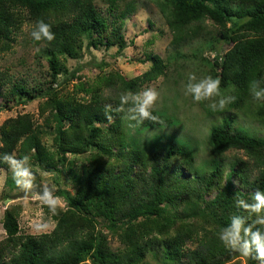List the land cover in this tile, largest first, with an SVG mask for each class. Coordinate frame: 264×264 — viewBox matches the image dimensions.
<instances>
[{"label":"trees","instance_id":"trees-1","mask_svg":"<svg viewBox=\"0 0 264 264\" xmlns=\"http://www.w3.org/2000/svg\"><path fill=\"white\" fill-rule=\"evenodd\" d=\"M97 0H0V52L9 50L15 33L24 22L44 21L55 34L52 41L41 40L39 53L45 57L48 85L27 87L14 82L7 93L15 103L45 98L41 114L48 110L55 122L54 143L57 162L64 164L67 154L88 153L89 163L72 176L74 195L63 196L65 209L57 207L49 233L21 234L19 210H4L0 241V264H226L242 256L223 246L218 233L233 214L248 223L255 219L240 208L238 200L252 203L256 190L264 191V138L254 136L235 124L231 110L264 125V101L250 95L249 85L259 81L264 87V0H161L159 11L173 33V41L204 37L205 21L214 26L215 43L227 46L208 59L209 76L221 82L220 91L230 90L235 101L218 115L219 125L209 131L211 166L207 174L195 167L191 145L174 140L154 143L150 149L127 141L123 120L125 111L120 96L139 92L147 83L164 76L166 62L157 54L146 57L150 67L141 75L126 79L118 71L98 74L95 79L78 82L75 88L89 94V100L76 98L63 88L53 87L65 72L63 58L76 59L86 48H126L119 27L133 12V3L119 9L118 0H105L111 11L119 10L120 25L108 22L96 8ZM204 28V29H203ZM209 41V40H208ZM70 78H80L73 71ZM0 74V92L5 85ZM60 85V84H59ZM56 88V89H55ZM116 92L113 104L106 103L104 89ZM156 121L145 120L140 130L168 127L173 116L152 108ZM45 131L30 116L9 118L0 126V155H28L46 171L51 156L42 146ZM242 152L247 159L227 162L228 151ZM225 165L229 166L226 172ZM6 172V163H0ZM58 171V170H57ZM237 182V184L235 183ZM6 184H11L6 178ZM213 195V197H211ZM206 197H211L206 199ZM115 235L119 247L109 246L107 234ZM250 264L257 260L249 256Z\"/></svg>","mask_w":264,"mask_h":264},{"label":"rangeland","instance_id":"rangeland-1","mask_svg":"<svg viewBox=\"0 0 264 264\" xmlns=\"http://www.w3.org/2000/svg\"><path fill=\"white\" fill-rule=\"evenodd\" d=\"M119 9L125 7V3H133L134 9L119 27L126 48L118 52L117 44L105 48L103 45L98 48H86V40H83L82 54L76 58L65 57L62 60L65 72L58 75L56 88H63L64 80H68L65 91L73 93L76 98L84 97L89 100V94L79 92L75 85L78 82H89L95 79L98 74L109 71H118L126 79H132L141 75L150 67V62L146 57L151 54L159 55L167 64L168 70L164 76L144 84L139 92L146 89H153L158 93V99L154 103V109L164 111L173 116L174 123L168 127L140 130L135 121L127 118L128 109L125 111L123 128L128 142L142 149H150L157 141L166 147V141L173 137L191 145L195 157V167L204 169L207 174L211 166L209 154V131L219 125V116H208L204 109L219 97H212L202 102H193L191 96L184 95V84L190 73H194L198 79L209 76L210 66L208 59H213L217 52L226 49L227 46L215 43V51L209 50V45L214 40L215 28L210 21H205L204 25L209 31H202L204 37L198 36L175 43L173 33L169 30L165 18L159 11L158 3L161 0H118ZM96 8L108 19V22L119 24V10L111 11L105 0H97ZM33 22H24L21 28L15 33V42L11 43L9 50L0 52V74L5 83L0 92V126L9 118L26 114L34 123L45 131L40 136L42 146L51 156L50 165L56 171H46L43 166L33 160L29 161L31 171L34 173L33 187L30 190L43 191L48 189L54 196L59 197V208L66 207L63 196L74 195V183L72 176L81 173L89 163L87 152L79 155L67 154L64 164L57 162L55 153L56 146L53 141L55 132V122L49 115L48 110L41 114L40 106L45 98L37 97L28 101L15 103L9 98L8 88L14 83L19 82L27 87H40L45 89L48 85V68L45 57L40 55L41 45H37L30 33L34 29ZM209 40V41H208ZM217 51V52H216ZM76 71L80 78H70L71 72ZM60 84V85H59ZM55 88V89H56ZM231 91L221 93L223 96H230ZM103 94L107 97L106 103L113 104L116 92L112 89H104ZM241 112V111H240ZM237 110H231L235 116L237 127L243 128L246 132L264 138V125L243 116ZM15 155H17L15 153ZM247 159L239 151L231 150L226 153L227 162L235 158ZM229 166L225 165L226 172ZM10 179L11 184H6V178ZM237 184V182L235 181ZM29 190V191H30ZM24 192L12 180L11 171L8 173L0 167V241L5 238V231L2 228L3 213L6 208L15 207L18 212V223L21 234L37 236L49 233L55 226L51 215L45 212L46 205L36 198V194L25 198L12 200L11 197L17 193ZM213 197V195L211 196ZM211 197H206L209 199ZM109 246L112 249L119 247V240L115 235L107 232ZM249 256H239L226 264H250ZM256 264H259L257 262Z\"/></svg>","mask_w":264,"mask_h":264},{"label":"clouds","instance_id":"clouds-1","mask_svg":"<svg viewBox=\"0 0 264 264\" xmlns=\"http://www.w3.org/2000/svg\"><path fill=\"white\" fill-rule=\"evenodd\" d=\"M34 41H52L55 34L50 30V25L44 21H38L30 33ZM221 82L218 78L211 76L198 79L194 73H190L187 82L184 84V95L191 96L193 102H202L212 97H219L211 102L208 107L213 111L223 110L227 104L235 101L233 96H223L220 91ZM250 95L256 101H264V87L259 81H252L249 85ZM158 99V93L153 89H146L142 92L133 93L126 91L120 96V105L123 110L125 105L128 108L127 118L135 121L137 125L145 120L156 121L157 117L151 111ZM30 157L24 155L17 159L14 154L4 153L0 155V163H6L11 171L12 180L21 190L28 192L33 187L34 173L29 166ZM36 198L46 205L53 214L60 204V199L54 196L52 191L43 190V195L36 194ZM252 203L238 200L240 208L246 209L249 215L255 214V219L248 223L244 216L233 214L230 222L218 233V239L223 246L232 251L239 252L242 256H251L264 264V191L256 190L251 196Z\"/></svg>","mask_w":264,"mask_h":264},{"label":"water","instance_id":"water-1","mask_svg":"<svg viewBox=\"0 0 264 264\" xmlns=\"http://www.w3.org/2000/svg\"><path fill=\"white\" fill-rule=\"evenodd\" d=\"M33 194H41L43 195V191H39V190H30L28 192H20V193H17L15 195H13L11 197L12 200H16V199H20V198H25V197H28L29 195H33Z\"/></svg>","mask_w":264,"mask_h":264}]
</instances>
